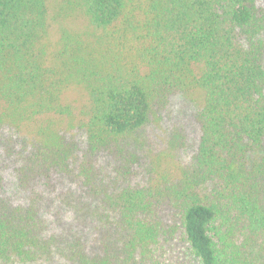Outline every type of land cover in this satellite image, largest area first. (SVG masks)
Wrapping results in <instances>:
<instances>
[{
  "label": "trees",
  "instance_id": "obj_1",
  "mask_svg": "<svg viewBox=\"0 0 264 264\" xmlns=\"http://www.w3.org/2000/svg\"><path fill=\"white\" fill-rule=\"evenodd\" d=\"M0 264H264V0H0Z\"/></svg>",
  "mask_w": 264,
  "mask_h": 264
},
{
  "label": "rangeland",
  "instance_id": "obj_2",
  "mask_svg": "<svg viewBox=\"0 0 264 264\" xmlns=\"http://www.w3.org/2000/svg\"><path fill=\"white\" fill-rule=\"evenodd\" d=\"M69 101L74 102V106L79 108L85 104L86 96L83 91L74 90L68 96ZM197 99L199 101V95H183L179 94L172 99L171 106L164 112L161 122L154 128L149 129V140H150V153L152 157H155L161 153L163 156V151L168 146V139L170 133L175 129H180L185 132L190 138V141L195 143L198 133L197 127L193 121V115L197 103L193 100ZM79 141H82L83 134L81 132H74L73 134ZM182 154L171 156L165 160L162 158L163 165L165 167L172 168V170L179 167L181 164H186L188 161L187 157ZM7 176L11 177V172L7 173ZM7 192L9 190L7 189Z\"/></svg>",
  "mask_w": 264,
  "mask_h": 264
}]
</instances>
